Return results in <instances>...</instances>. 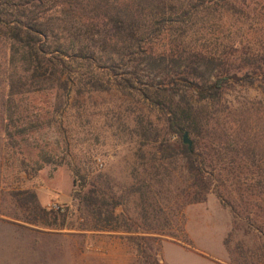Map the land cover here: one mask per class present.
<instances>
[{
  "label": "rangeland",
  "instance_id": "374dc122",
  "mask_svg": "<svg viewBox=\"0 0 264 264\" xmlns=\"http://www.w3.org/2000/svg\"><path fill=\"white\" fill-rule=\"evenodd\" d=\"M137 78L141 87L149 75L141 70ZM1 79L0 129L6 107L19 112L16 124L27 129L13 136L12 148L0 132V264H137L119 229L92 228L72 195L81 180L117 200L115 212L142 233L162 234V264H245L227 253L228 231V249L254 255L264 239V82L227 84L214 101L189 100L201 114L216 115L204 126V139L210 166L220 171L218 191L232 207L223 208L210 192L204 202L185 203L190 188L182 161L161 159L157 151L158 142L173 146L179 139L134 92L111 86L77 93L68 85L58 94L26 92L11 105ZM141 182L150 206L134 191ZM51 201L64 210L47 209Z\"/></svg>",
  "mask_w": 264,
  "mask_h": 264
},
{
  "label": "trees",
  "instance_id": "16d2710c",
  "mask_svg": "<svg viewBox=\"0 0 264 264\" xmlns=\"http://www.w3.org/2000/svg\"><path fill=\"white\" fill-rule=\"evenodd\" d=\"M0 53L1 83L11 105L26 92L58 94L68 85L77 93L111 86L134 92L179 139L173 146L158 142L157 151L161 159L182 161L190 188L185 203L204 202L210 192L230 207L218 191L220 171L210 166L212 149L204 139V126L216 115L201 114L189 100L214 101L227 84L264 82V0H0ZM141 70L149 78L136 87ZM2 116L0 132L12 148L15 135L27 127L17 126L16 110L6 107ZM144 185L134 191L150 206ZM72 195L93 229H119L133 245L137 264H162V234L142 233L123 211L115 212L117 200L91 183L81 180ZM243 218L250 226L248 215ZM229 234L222 243L235 261L264 264L262 236L252 255L228 249Z\"/></svg>",
  "mask_w": 264,
  "mask_h": 264
},
{
  "label": "built area",
  "instance_id": "2783aa9c",
  "mask_svg": "<svg viewBox=\"0 0 264 264\" xmlns=\"http://www.w3.org/2000/svg\"><path fill=\"white\" fill-rule=\"evenodd\" d=\"M45 206L47 209L57 211V212H62L65 208L64 205H62L61 203L57 201L47 202Z\"/></svg>",
  "mask_w": 264,
  "mask_h": 264
},
{
  "label": "water",
  "instance_id": "95a60500",
  "mask_svg": "<svg viewBox=\"0 0 264 264\" xmlns=\"http://www.w3.org/2000/svg\"><path fill=\"white\" fill-rule=\"evenodd\" d=\"M182 141L184 143H186L187 145L190 144V140L187 138V133L186 132H183V134H182Z\"/></svg>",
  "mask_w": 264,
  "mask_h": 264
}]
</instances>
